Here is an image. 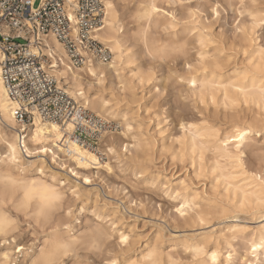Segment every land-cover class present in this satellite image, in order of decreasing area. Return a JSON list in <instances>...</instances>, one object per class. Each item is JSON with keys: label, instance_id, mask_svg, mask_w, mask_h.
I'll list each match as a JSON object with an SVG mask.
<instances>
[{"label": "rangeland", "instance_id": "374dc122", "mask_svg": "<svg viewBox=\"0 0 264 264\" xmlns=\"http://www.w3.org/2000/svg\"><path fill=\"white\" fill-rule=\"evenodd\" d=\"M181 1L187 9L159 1L157 3L160 15L158 27H151L148 30L144 29V21L137 18L135 3H119L116 14L121 24L120 34L124 37L132 60L128 63L129 65H120L116 72L107 73L103 77V85L95 78L89 79L91 85L89 95L101 96L110 102L115 91L111 82L113 78L117 80L115 87H118L120 76L130 79L138 76L147 78L155 73V79L149 82L142 94H139L141 110L138 117H133L135 107L128 105L116 108L115 118L101 117L109 122L111 129L102 137L99 143L100 151L106 150L105 146H107V148H114L122 155L119 162H116V157L111 158V163L106 158L100 159V164L109 163L112 171L104 168L86 169L90 174L81 179L87 177L92 180L91 187L88 189L92 192V196L89 204H78L74 208L73 212L76 216L74 226L79 229L83 226L112 223V216L115 213H118L119 218L127 221L128 224L125 227L112 223L115 235L108 238L102 253L87 257L91 264H126L129 260L140 259L153 247L161 252L165 262L169 260L172 264H194L196 258L192 256V251L188 247L197 241H204L209 245L217 242L222 261L223 259L227 261L225 264H248V261L261 264L264 260L262 251H259L256 258L249 254L247 241L250 233L264 223V217L258 210L241 211L234 206L230 210L235 213V218L226 219L218 215L220 211L216 202L207 199L200 205L201 212L194 219L187 217V214L181 216L176 212L180 204L173 212L167 209L161 210L162 205L156 200L155 194L161 190L166 191V186L165 178L159 172L149 174L155 177L152 183L146 180L149 176L141 180L143 177L141 170H144L145 162L149 158L159 161V164L164 165L165 168L172 163L173 155L178 154L181 160L185 158L184 152L189 153L185 149L189 142L190 124L213 126L214 129H226L228 126V123L223 120L221 105L215 109L216 113L214 109H209L203 116L191 114L185 118L187 108L179 100V93L169 77L171 73L179 74L185 70L184 58L188 53L195 52L197 48L201 53H207L209 56L216 53V56L220 58L221 73L228 78L248 67L247 52L250 49L246 48V45L249 41L253 49H264V22H259L257 25L253 23V16L264 17V6L260 5L259 0H245L243 11L238 7V0ZM143 30L147 34V46L149 47V43H152L157 52L146 50L147 47L140 36ZM217 47L225 52V56L219 55ZM160 53L165 55L161 57ZM65 82L62 83L65 89H68V84ZM133 82L135 83L136 80L133 79ZM80 103L84 105L82 100ZM109 105L113 109L110 103ZM86 109L96 114L93 110L87 107ZM236 110L246 113V106L239 103ZM261 115H264V112H261ZM124 120L130 126L131 136L136 140L145 141V147L136 150L125 146L131 140L124 136ZM259 133V135L257 133L251 135L252 139L247 142V147H241L242 153L238 156L239 164L236 162V165L240 173L245 171L251 175H257V179H264V128ZM21 142L24 144L20 150L27 155L25 150L30 149L28 131ZM181 145L185 148L184 152ZM205 154L211 159L210 151ZM39 155L41 158L48 157L47 163L52 164L48 153L47 155L39 153ZM94 155L99 158L96 154ZM58 156L64 159V156L55 154L56 160ZM72 173H75L74 177H80L77 169L73 168ZM239 175H232L235 177L233 182L240 179ZM171 183L175 184L176 181L172 180ZM225 194L227 195L226 192ZM97 198H99L98 205ZM175 199L173 197L171 203L174 204ZM153 209L155 212L152 211ZM177 215L181 219H177ZM201 220L204 222L201 223ZM133 223L136 224V231L130 237L129 231ZM232 225L243 230L244 238L230 242L232 244L230 248L225 242L226 238L223 237L225 233L223 229ZM120 234L127 236L126 243H121ZM6 247L0 248V252ZM229 255H231L230 261L227 259Z\"/></svg>", "mask_w": 264, "mask_h": 264}, {"label": "clouds", "instance_id": "9594fccd", "mask_svg": "<svg viewBox=\"0 0 264 264\" xmlns=\"http://www.w3.org/2000/svg\"><path fill=\"white\" fill-rule=\"evenodd\" d=\"M259 3L264 6V0H259ZM238 7L243 11L245 0H238ZM217 52L220 56H225V52L220 47H217ZM160 55L163 57L165 54L160 53ZM184 59L185 70L179 74L171 73L169 80L174 82L179 100L187 108L185 118L191 114L203 116L209 109H218L221 102H225L224 96L212 94L216 99V104H212V95L204 92L200 87V80L207 77V74L215 72L212 61L216 59V53H212L211 56L207 53L201 54L197 48L195 52H189ZM249 71L264 79V60L260 58L258 66L251 65ZM133 79L136 80L135 83ZM154 79L155 73L147 78L138 76L130 79L120 76L118 87H115L117 80L113 78L111 82L115 91L110 98L113 110L121 105H128L135 107L133 117H138L141 110L139 94H142L149 82ZM193 81L196 84L195 88L191 86ZM79 91L82 90L73 91L60 85L59 88L53 89L52 94L62 98L60 107L65 105L75 107L81 100L87 99L86 94L81 96ZM202 97L205 100L203 104L200 102ZM259 104L264 109L262 94L259 96ZM56 121L60 123L59 118H56ZM65 133L64 143L60 148L64 159L58 156L55 164L47 163L36 149L28 150L34 153L33 155H25L23 150H17L18 144L15 139L7 140L8 143L16 145V160L13 162L9 155H0V248L5 246L8 248V251L0 255V264H22V262L23 264H91L87 257L102 253L108 238L115 235L112 223L127 227L128 222L119 218L118 213L112 216V223L83 226L79 229L74 226L76 223L74 208L78 204H89L92 196V192L88 190L91 185H85L81 179L90 173L86 168L81 167V164H91L93 168L100 166L106 170L110 167L109 163L97 165L88 158L94 156L93 152L96 150L90 151V145L79 139V136L87 134L85 129L74 125L71 129H65ZM53 142L55 143V140ZM74 147H79L87 155L79 156L75 153ZM105 149L100 151L99 158H96L99 162L100 159L106 158L111 163L112 157H116V162H119L122 154L117 153L114 148L105 146ZM69 152H73V155L70 156ZM171 159L172 163L165 168L164 165L159 164V161L149 158L145 162L146 167L141 177L143 180L150 173L159 172L165 178L166 191L161 190L155 194L156 200L162 205L161 210L167 209L173 212L175 207L187 200L193 207L191 211L185 209V212L187 217L194 219L201 212L200 205L207 199L215 201L220 212L224 208L234 207L231 198L232 189L227 186L223 177L240 174L235 160L230 161L220 155L215 159H209L198 146L187 153L183 160L178 154L173 155ZM167 163L165 160V164ZM73 168L80 172V177L71 174ZM172 180L176 183L172 184ZM253 180L258 181L260 189H264V179L253 176ZM226 191L228 195H225ZM173 197L176 198L174 204L171 203ZM96 203L99 204V198ZM152 211L155 212V209ZM177 219L181 218L177 215ZM135 231L136 224L133 223L129 236L131 237ZM17 247L22 251L17 252ZM132 264L136 262L133 261Z\"/></svg>", "mask_w": 264, "mask_h": 264}, {"label": "bare ground", "instance_id": "6f19581e", "mask_svg": "<svg viewBox=\"0 0 264 264\" xmlns=\"http://www.w3.org/2000/svg\"><path fill=\"white\" fill-rule=\"evenodd\" d=\"M159 1H164L173 6L178 5L182 8L187 9V6H184L183 5L184 3L181 0H110V2L114 6L110 13V10L106 7V3L108 2V0H105L104 27L100 30L97 37L111 52L112 59L107 64L90 63L79 70H74L67 65L65 54L61 46L54 40H49L46 42V45L49 48L47 53L53 52V54L61 61L62 66L60 67V70L64 72V76L60 77L59 80L66 81L65 84H68V89L70 90L84 91L87 96L86 100H82L85 107L93 110L100 117L115 118L117 115L114 114L116 111L110 107L109 105L110 102L108 100H105L101 96L89 95V90L91 89L89 79L95 78V80H97L96 77L91 75V72L96 71L97 75L100 78L101 77L103 78L107 73H110L111 71L116 72L118 68H120L119 67L120 65L123 64L127 65L132 60V55L128 54L129 48L127 49L126 47V42L124 40V37L120 34L121 24L116 14L117 5L119 3H123V4L135 3L137 8L136 10L137 18L144 21L143 24L144 29L148 30L151 27H158V23H159L158 17L160 15L158 14L159 9L157 3ZM146 11L150 12L151 15L147 17H142V14ZM262 20L264 19L260 18L258 15L253 16V23L255 25H257V23L259 22H262ZM145 30H143L140 33V36L141 39L143 40L144 45H146L147 47L146 50L148 52H157L156 48L153 46L152 43H149L150 44L149 47L147 46V34ZM246 48L250 49L247 52V55L249 57L248 59L249 64L247 65L248 67L245 70L241 71L239 74H234L233 76L236 75L235 77L232 76L233 78L232 77L226 78L225 76H223V74L221 73L222 69L220 64V58L219 56H216V59L212 61L215 67V72L207 74V77L200 80V87L204 92L208 93L209 95L215 93L217 95L222 94L223 96L225 92H227L230 99H236L237 106L239 103H242L246 106V113L236 110L237 106L235 108L229 107L225 109L223 107L224 102H221V106L223 107L222 116H223V120L228 123L227 128L214 129L213 126H200V125L190 124L193 125V127H189L188 129L189 142L187 144V147L186 149L183 148L184 143H182L183 147L182 145L180 146L183 148L182 149L183 152L184 149L187 150L188 152H191L194 147L198 146L204 152L210 151L211 159H215L217 155H220L224 159L230 161L235 160L232 157H238L242 153L241 147L248 146L247 142L252 139L251 135L260 132L264 128V117H263L264 115H261V112H264V109H262L259 104V96L261 94V91L264 90V79H262L258 75H253L249 71V67L251 65L257 64L258 66L260 59L259 53L261 48L253 49L254 47H252L251 41L247 43ZM217 65L220 66L219 69L217 68ZM0 90H3L1 80H0ZM253 108H255V111H253ZM214 113H216V110ZM7 118H8L7 116L0 114V137H5L7 140L15 139L18 144L17 150L19 151L20 148H23L24 142H21L22 140L17 139L18 129L15 121L12 119L11 122H9ZM37 127L38 126L36 123L33 126V128H30L28 130V143L30 144L29 147L30 149H36V150L39 149L38 148L39 145L34 139L35 137H37ZM123 127L125 129L124 136L132 141V142L128 141L130 143H126L125 144L126 147L134 148L136 150L145 147L144 144L145 141H142V139L139 138H138L139 140H136V138L131 136L130 126L125 120L123 121ZM240 132H246L248 134L244 137L243 141L239 142L240 147L237 148L236 146L237 142L234 140V137H236ZM40 135L42 139L44 137H49L48 139L43 140V143L46 146L47 145L51 146L49 148V151L47 152L49 154V158L55 156V154H60L63 156V153L60 152V148L62 147L63 143L57 140H55L54 143L53 142L54 138L50 137V134L48 133L47 130H42ZM65 139H67V137H65ZM226 140H232L233 142L226 145L225 144ZM0 144H1L0 155H8L6 145L4 143H0ZM28 150L29 149L26 148L25 150L26 154L29 153ZM39 153L47 155V153L44 152H39ZM184 153L187 154L186 151ZM89 165L90 166L87 167L86 169L103 168L99 166L96 168H92L91 164ZM141 173H143V170H141ZM239 176L240 179L236 180V182L235 181L233 182V179L235 180V177H233L232 175H226L223 177V179L229 178L227 180L224 179V181L226 184L232 185L231 198L234 201V206L235 207L237 206V208L241 211L242 210L249 211L251 209L258 210V205L255 203V199H256V194L258 193L260 188L258 181L253 180V176L257 177V175H251L245 171H242ZM146 180H150V182L152 183L154 182L155 177H152L150 175ZM226 193L228 195L227 191ZM246 194H248L247 202L245 201ZM184 203H189V202L186 200ZM241 204L244 205V207H241ZM230 228H237V229L240 228L238 226L232 225L223 229V231L225 232L223 234V237L226 238L225 242L231 248L232 244L230 242L236 239L242 240L244 238V234L242 229L237 233H233L230 231ZM262 235H264V223L257 226L256 229L250 233L247 239L250 250L249 254L254 255L255 258L259 255L258 254L259 251L255 254L251 252L252 241L256 240L257 242H259ZM122 237H127V236L124 234H120L119 239L122 240ZM188 248L192 251V256L196 258L194 264H213L211 260L212 253H217L216 264L227 263L225 259H223L224 262L222 261L221 250L217 242L214 245H209L207 242L197 241L192 243ZM153 249L157 251L155 247H153L150 251H152ZM195 249H203V252L197 255V253L194 251ZM6 251H8L7 247L0 252V255L5 253ZM150 251H147V253L144 256H142L140 259L129 260L127 261L126 264H132L133 261H135L136 264H141V262L142 264H147V262L145 261V257L149 254ZM260 251H262V253L264 254V250H260ZM155 259L157 261V264H166V262L168 264H172L171 261L169 260H166L165 262V259L163 258L161 252L158 251Z\"/></svg>", "mask_w": 264, "mask_h": 264}, {"label": "built area", "instance_id": "2783aa9c", "mask_svg": "<svg viewBox=\"0 0 264 264\" xmlns=\"http://www.w3.org/2000/svg\"><path fill=\"white\" fill-rule=\"evenodd\" d=\"M71 16L72 19H68ZM105 0H0V50L6 54L7 73L0 67V80L4 88L12 76V83L20 81L13 75L21 65L35 72L42 63L53 59L60 68L61 61L51 52L49 55L46 42H57L64 54L67 65L79 70L90 63H107L111 59L110 50L97 37L104 27ZM36 53L35 55H31ZM0 63H3L0 57ZM62 80L49 81L38 92L30 93L32 100L21 103L23 111L17 109L18 117L13 118L17 125V136L24 140L27 131L37 123L33 109L46 113L47 121L61 124L72 123L71 117L80 112L87 126L80 125L86 130V135L79 136L80 140L90 145V151L99 156V143L105 133L111 129L109 122L90 112L81 103L75 107L62 104V98L53 95V89L65 85ZM47 94V98H46ZM95 137V139H93Z\"/></svg>", "mask_w": 264, "mask_h": 264}, {"label": "snow or ice", "instance_id": "6c2138e0", "mask_svg": "<svg viewBox=\"0 0 264 264\" xmlns=\"http://www.w3.org/2000/svg\"><path fill=\"white\" fill-rule=\"evenodd\" d=\"M106 7L110 10L113 9V4L110 2V0H108V2L106 3ZM151 15L150 12H144L142 14V17H147ZM216 15H218V13H216ZM68 19H72L71 16L68 17ZM262 22H264V20H262ZM118 30V29H116ZM238 31H240V29H237ZM203 43V41H202ZM36 53H33L31 55H35ZM49 55H51V52H49ZM259 56L262 60H264V49L260 50ZM0 57H2L3 59V63H0V67L4 68L5 70V74L7 73V55L3 54L2 50H0ZM201 59H204V57H201ZM217 68L219 69L220 66L217 65ZM13 75L17 78L18 81H20L19 83H12V76H7L6 78L8 79L9 83L8 85H5L3 90H0V114H3L5 116H7L9 118V120H12L13 118L18 117V112L17 109H20V111H23V104L21 103V100L23 99L24 102H29L32 100V95L30 93H35L38 92V90L40 89V87L44 86L46 87L47 82L49 81H54V80H59L60 77L64 76V72L60 70V68L58 67V63L55 62V60L53 59V61L51 62H45L42 63L40 65L39 68L36 69L35 72L32 71V68L29 67L27 70L24 69L23 65H21V68L19 71H16L13 73ZM91 75L96 77L98 82L103 85L104 81L103 79H101L98 75L96 71H92ZM193 88L196 87L195 82H192L191 85ZM85 94L84 91H79V95L83 96ZM261 94L264 95V90L261 91ZM224 105L223 107L225 109L232 107L235 108L237 106V101L236 99H230L228 96V93L225 92L224 94ZM202 104L205 103L204 98H201L200 101ZM211 103L212 104H216V99L215 96L212 95L211 96ZM33 113L36 117V121H37V137H35L34 139L36 140L37 144L40 146L38 149V152H44L47 153L49 151V148L51 147L50 145H45L43 143V140L48 139L49 137H44L43 139L41 138V131L42 130H47L48 133L50 134V137H53L54 134V140L60 141L61 143H64V136H65V129H71L74 125L76 126H80L82 123L87 126V124L89 122L84 121L83 117L81 116L80 112L77 111L76 114L74 116L71 117V120L73 121L72 123H68L65 122L63 124L58 123L57 121H50V122H46L41 124V120L47 121V117L44 116V114L42 112H38L35 111V109H33ZM189 127H193V125H189ZM248 133L246 132H240L236 137H234V140L237 142L236 146L237 148L240 147L239 142L244 140V137L247 135ZM260 133L257 132V135H259ZM18 139V138H17ZM232 140H226L225 144H229L232 143ZM0 143H5L6 144V148L8 151V155L10 157V159L14 162L16 160V145L12 144V143H8L7 139L5 137H0ZM69 143H72L71 141H69ZM74 151L75 153H78L79 156H86L87 154L82 152L80 150L79 147H74ZM29 155H33L34 153H32L31 151H29L28 153ZM70 156L73 155V152H69L68 153ZM45 159H48V157H44ZM89 159L92 160L93 163L99 165V161L96 159L95 156H89ZM233 159L236 160L237 164H239V158L238 157H232ZM52 163L55 164L56 163V158L55 156L51 157ZM90 165L87 163H82L81 167L87 168ZM108 171H111V169L109 168ZM72 175H75V173H72ZM225 180L229 179V178H224ZM83 183L87 184V185H91L92 184V180L88 179L87 177H85L83 179ZM217 183H219V181H217ZM227 186L229 188L232 187L231 184H227ZM177 196H179V193H177ZM248 199V194L245 195V201L247 202ZM255 203L258 205V211L259 213L264 216V189H259L258 193L256 194V199H255ZM193 207L192 204L190 203H182L180 204L179 207L176 208V212L178 214H180L181 216L185 215V209H191ZM241 207H244V205L241 204ZM256 211V210H253ZM219 216L226 218V219H232L235 218V213L232 212L230 209L228 208H224L223 211L218 213ZM204 221L201 220V223H203ZM230 231L233 233H237L239 231H241V229H237V228H230ZM127 242V237H122L121 243H126ZM260 250H264V235L261 236L259 242H257L256 240L252 241V245H251V252L253 254L257 253ZM17 252L22 251L21 248L17 247L16 248ZM197 255L201 254L203 252V249H195L194 250ZM156 256H157V251L155 249H153L152 251L149 252V254L145 257V261L147 262V264H157L156 261ZM7 259V258H5ZM227 259L230 261L231 260V255H229L227 257ZM211 260L213 262V264H216L217 261V253H212L211 256ZM247 260V258H246ZM248 264H253L252 261H248ZM261 264H264V260L261 261Z\"/></svg>", "mask_w": 264, "mask_h": 264}]
</instances>
